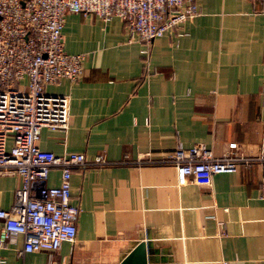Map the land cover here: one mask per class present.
Segmentation results:
<instances>
[{"label":"crops","instance_id":"obj_1","mask_svg":"<svg viewBox=\"0 0 264 264\" xmlns=\"http://www.w3.org/2000/svg\"><path fill=\"white\" fill-rule=\"evenodd\" d=\"M196 4V16L148 44L129 39L117 16L66 13L64 50L84 53L82 75L45 86L69 95V121L65 130L42 127L37 142L109 163L71 168L76 241L20 255L19 235L0 246L3 264H47L50 254L63 264H116L137 234L153 242L152 264H264L258 161L213 174L209 187L178 186L164 162L178 145L201 143L220 156L230 142L236 155L264 143V0ZM59 174L52 167L46 183ZM18 184L0 170V208Z\"/></svg>","mask_w":264,"mask_h":264},{"label":"built area","instance_id":"obj_2","mask_svg":"<svg viewBox=\"0 0 264 264\" xmlns=\"http://www.w3.org/2000/svg\"><path fill=\"white\" fill-rule=\"evenodd\" d=\"M68 12L103 20L117 16L129 39L148 44L179 28L199 9L196 0H0V170L19 177L13 203L0 208V246L20 235V255L39 249L54 252L62 242L76 241L80 209L70 201L71 168L109 163L99 154L92 159L83 152L55 154L37 142L42 127L65 130L69 121V95L48 93L45 86L82 75L84 53H69L63 46ZM260 98L264 107V84ZM236 145L230 142V150L220 156L201 143L178 145L164 162L174 166L178 186L209 187L213 174L233 171L239 161L256 160L261 168L258 197L264 199V143L254 155H236ZM52 167L60 172L56 185L46 183ZM63 261L50 254L47 264Z\"/></svg>","mask_w":264,"mask_h":264},{"label":"water","instance_id":"obj_3","mask_svg":"<svg viewBox=\"0 0 264 264\" xmlns=\"http://www.w3.org/2000/svg\"><path fill=\"white\" fill-rule=\"evenodd\" d=\"M129 246L120 255L116 264H152L157 261V251L153 242L148 237L142 235L132 236Z\"/></svg>","mask_w":264,"mask_h":264}]
</instances>
